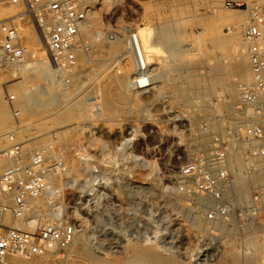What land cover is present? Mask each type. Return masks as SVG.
<instances>
[{
  "label": "rangeland",
  "instance_id": "rangeland-1",
  "mask_svg": "<svg viewBox=\"0 0 264 264\" xmlns=\"http://www.w3.org/2000/svg\"><path fill=\"white\" fill-rule=\"evenodd\" d=\"M90 1L87 34L81 32L79 48L89 61L79 70H65L77 78L73 82L65 76L63 83L67 106L75 113L62 102L63 107L46 109H36L32 101L19 105L30 90L40 93L38 104L50 96L59 102V68L51 82L54 93L45 75L23 77L21 66L0 76V89L7 86L18 111L0 90V151L10 145L5 134L11 133L23 143V157L39 153L49 162L44 182L58 190L55 196L38 195L19 216L7 213L5 223L26 230L40 222L56 223L65 237L61 256L48 258L52 264H97V257L101 264H165L171 259L174 264H249L248 256L254 257L250 264H264V253L258 251L256 261L257 250L249 245L253 239L264 247V141L256 136L245 141L246 129L260 123L248 98L250 61L245 58L241 77L237 67L229 66L225 50L204 40L207 28L215 25L222 35L231 33L219 21L225 13L249 18L264 0H234L241 5L232 7L227 0L219 6L214 0ZM22 14V4L0 3V21ZM32 22L27 16L17 21L28 49L26 61L39 59L30 46L37 29ZM166 24L170 40L160 45L164 50L147 52L152 61L141 71L136 59L131 61L128 38L150 26L151 41L158 42ZM118 38L125 44L120 52L105 49ZM140 73L150 82L136 90L132 81ZM118 81L134 85L131 100L121 101L123 91L130 90H120ZM234 145L242 161L237 172L230 166L236 160ZM240 172L248 185L246 199L232 186ZM255 175L261 179L253 181Z\"/></svg>",
  "mask_w": 264,
  "mask_h": 264
},
{
  "label": "built area",
  "instance_id": "built-area-1",
  "mask_svg": "<svg viewBox=\"0 0 264 264\" xmlns=\"http://www.w3.org/2000/svg\"><path fill=\"white\" fill-rule=\"evenodd\" d=\"M22 4L24 10L35 7L48 12L53 20L45 36L46 50L51 65L56 69L73 67L76 51L81 46V29L92 9L90 0H0ZM241 5L238 1L227 0L226 6ZM43 22L37 16V27L43 29ZM38 29V30H39ZM245 38L249 42V61L252 73V87L248 98L255 106L256 117L260 123L245 131V141L254 136L264 141V6L250 11L245 27ZM130 49L138 52L136 33L129 37ZM26 48L14 17L0 21V75L18 66L27 59ZM7 96L13 112L18 115L16 98L9 93L7 86L0 89ZM4 136L1 133L0 137ZM10 145L0 151V264H15L14 257L22 256L43 264H52L49 256H61L59 245L64 240V233L53 222L35 225L26 230L5 223L7 213L26 212L30 201L44 189L45 174L50 169L49 162L37 153L27 158L22 156L23 143L17 142L11 133L5 134ZM264 154V146H263Z\"/></svg>",
  "mask_w": 264,
  "mask_h": 264
},
{
  "label": "bare ground",
  "instance_id": "bare-ground-1",
  "mask_svg": "<svg viewBox=\"0 0 264 264\" xmlns=\"http://www.w3.org/2000/svg\"><path fill=\"white\" fill-rule=\"evenodd\" d=\"M215 1V5H217V6H219V5H223V0H214ZM0 3H2V2H0ZM221 7V6H220ZM24 8V7H23ZM251 11V10H250ZM94 13V12H93ZM26 16L30 19V20H32L33 22L32 23H34L35 25H36V23H37V16H38V18L43 22L42 24L44 25V27H43V29H39L38 27H37V25H36V32H33V36H32V38H31V41H30V46H35V52L37 53V54H39V59H36V60H31V61H24V64L22 63V65L20 64V65H18V66H12V68L13 67H19V66H21L20 67V71H21V74H22V76L24 77V76H26V75H28L27 73H30L31 74V72H33V74L32 75H34L35 77L36 76H38L39 75V77H41L40 75H45V78L46 79H48V82L47 83H51L52 81H53V79L56 77L55 75H54V70H55V66L54 65H51V63H50V61H49V58H48V55H47V50H46V40H45V36H46V34H47V31H48V28L51 26V24H52V22H53V20H52V18H51V16H50V14L48 13V12H45V10H43V9H40V8H37V7H35L34 9H32V10H30V9H27V10H24V14H22V15H19L18 17H15V19H16V22L17 21H23L25 18H26ZM248 16H250V14L248 15ZM3 20V19H2ZM248 20H249V18H247V17H245V14H243V13H239V12H229V13H225L223 16H222V18H220V22H222L223 23V25L224 24H227L228 26H230V29H231V33L229 34V35H227V36H225V35H222L221 33H220V31L218 30V28H215V26L212 28H207V30H206V32H205V38H204V40L206 41V42H209L210 44H212L213 46H215V47H218L220 50H225V52L227 53V57H228V61L230 60V62L228 63L229 64V66H231V68L233 69V66H235V67H237L238 69H239V71H240V76L241 77H243L244 76V74H246L245 72H244V74H243V71H241V69L243 68V66H245V58H246V60H247V57H248V59H249V42H248V40L245 38V34H244V31H245V27H246V24H247V22H248ZM32 23H29V24H27L26 26L30 29V27H31V29H32ZM169 23V22H168ZM174 23V22H173ZM86 22L84 23V25L82 26V29H81V32H85L86 31V29H88V28H86ZM97 25V24H96ZM95 25V26H96ZM172 25H174V24H172ZM226 25V26H227ZM17 26H18V29H19V25H18V23H17ZM89 26H91V25H89ZM98 27V26H97ZM152 27H153V25H152ZM175 27V26H174ZM39 29V30H38ZM96 29V28H95ZM152 28L150 27V26H148V27H144V28H139L138 29V31H137V33H136V36H137V38H138V52H137V50H136V48L135 47H133V48H131L130 50H128V52H131L132 53V55L134 56H132V55H130V56H132V59L133 60H131L132 61V63H135L134 61V59H136V62H137V64L138 65H140V67L138 66V65H136L137 67H139L140 69H141V71H142V69L145 67V64H146V62L148 63V64H151V57L150 56H152L153 54H155L153 51H156V52H158V50L159 49H162V50H164V48H160V45H162V43H164V41H169L170 40V37H171V35L169 34V31L168 30H170V24H166L165 26H163L162 28H161V31H159V35H160V41H158V42H154V40H152L151 41V35H153L154 34V32H153V29L151 30ZM173 29V28H172ZM158 30H159V27H158ZM171 31V30H170ZM87 32V31H86ZM85 32V33H86ZM174 32V31H173ZM172 32V33H173ZM180 32V31H179ZM230 32V31H229ZM83 34V33H82ZM87 34V33H86ZM91 34V33H90ZM174 35V34H173ZM172 35V36H173ZM87 36H89V35H87ZM154 36V35H153ZM90 37V36H89ZM174 37V36H173ZM175 38V37H174ZM95 39H97V38H95ZM129 39V38H128ZM140 39H141V41H140ZM152 39H155L154 37L152 38ZM173 40H175V39H173ZM88 41V40H87ZM123 41H121V38H118L117 40H114V41H112V42H110L109 43V45L108 46H105V49H108V50H113L114 52H120L121 51V48H123L122 47V45H124L125 46V44H123L122 43ZM129 42V41H128ZM172 43V42H171ZM174 43V42H173ZM92 44V43H91ZM96 44H98L97 42L96 43H94V45L96 46ZM93 45V44H92ZM128 45V44H127ZM168 46V45H167ZM81 47V46H80ZM79 47V48H80ZM100 47V46H99ZM79 48L77 49V51H76V60H75V65L73 66V67H67V68H59V69H61L60 71H59V74H60V77H62V78H60V77H58L59 78V80L57 81V84L59 85V83H60V85L59 86H61V89H63V91L61 90L60 91V93L58 94V89H57V91H56V89H55V86H56V84L55 85H53L52 83L50 84L51 86L50 87H52L53 86V89L54 90H52V88L51 89H47L48 91L49 90H52L53 92L52 93H54V91H56L57 92V95H55L56 97L58 96V97H60V99H59V102H57V99L55 100V99H53V97H51L50 96V98H48V100L47 101H44L43 100V102L42 101H40L41 103H39L38 104V101H37V99L39 98V95L38 94H40L37 90H35V92H33L32 93V91L33 90H30V93H29V91H28V93H29V95H27L28 96V98L26 97V95H25V100H23V101H20L19 102V105H20V107H25V105H29L30 103H32V102H35L36 103V105H35V103H34V105L36 106H34V105H32V106H34L36 109L37 108H39V109H41L40 108V106H43V109H46V108H48V107H51L52 105H54V104H56V106H61V107H63V106H65V107H67L66 108V110H69V113L71 114H73V113H75L76 112V110L75 109H73V108H70V107H72L71 105H69V106H67V103H66V100L68 99L67 97H68V93L65 91V89H66V86L64 85L63 86V83H65V81H66V79H65V76H66V78H69V81L71 80V81H73L74 82V80L77 78V76H76V74H74V73H67V72H65V70L66 71H69V70H71V69H73L74 67L75 68H77V70H79L81 67H83L84 65H86L87 63H88V61H89V59H87V57H88V55L86 54V52H84L83 53V50H79ZM97 48V47H96ZM166 48V47H165ZM173 49V48H172ZM127 51V50H126ZM125 51V52H126ZM149 51H151L153 54L152 55H149V54H147V52H149ZM248 51V52H247ZM128 54H130V53H128ZM127 55V54H126ZM76 61H77V63H76ZM117 62V61H116ZM118 63V62H117ZM135 65V64H134ZM181 65H186L185 63H182ZM183 66V67H184ZM223 66V65H222ZM224 67V66H223ZM147 68V67H146ZM218 68H219V66H217V65H215V66H213L212 67V71H214L215 73H214V75H215V78H216V80H218L219 78H218V76H217V73H218ZM139 69V70H140ZM145 69V68H144ZM225 69V68H224ZM235 69V68H234ZM132 69H130V68H128V71H131ZM58 71V70H57ZM29 74V75H30ZM63 75V76H62ZM1 76V75H0ZM28 77V76H27ZM33 77V76H32ZM38 77V78H39ZM31 78V77H30ZM57 78V77H56ZM23 79H26V78H23ZM32 79V78H31ZM33 79H34V77H33ZM35 80V79H34ZM54 80H56V79H54ZM243 80V79H242ZM22 81H24V80H22ZM193 81H195L194 80V78H192V80H191V82H193ZM24 82H26V80L24 81ZM23 82V83H24ZM29 82V81H28ZM148 82H150V80L149 79H147V77H146V75H143V74H139L136 78H134V82L132 81V83L133 84H135V86H136V90H140V89H143L145 86H147V83ZM190 82V81H189ZM219 81H217V83H218ZM56 83V82H55ZM131 81H128L127 83H126V86H124V84H123V82H121V81H118V84H119V88H121L120 90H124V88H131L132 86H131ZM26 84V83H25ZM24 84V85H25ZM49 84H48V86H49ZM67 84V83H66ZM132 84V85H133ZM220 84V83H219ZM23 85V86H24ZM28 85V84H27ZM27 85H25L26 87H28ZM232 85V84H231ZM230 85V86H231ZM34 86V85H33ZM234 86V85H233ZM25 87V88H26ZM133 87H134V85H133ZM217 87V86H216ZM236 87V86H235ZM242 86H240V88H241ZM31 88V87H30ZM29 88V89H30ZM35 88V87H34ZM40 88V87H39ZM42 88H44V87H42ZM225 88V87H224ZM248 88V87H247ZM246 88V89H247ZM26 89H28V88H26ZM32 89V88H31ZM25 89H23V91H24ZM130 90V89H129ZM232 90V89H231ZM238 90V89H237ZM40 91V90H39ZM42 91V90H41ZM225 91V90H224ZM243 91H245V87H244V89H243ZM26 92H27V90H26ZM25 92V93H26ZM50 92V91H49ZM55 92V93H56ZM51 93V94H52ZM230 93V92H229ZM27 94V93H26ZM45 94V93H44ZM131 90L130 91H126V92H124L123 91V93H122V95H121V98H122V100L121 101H129V100H131ZM42 95V94H41ZM120 98V99H121ZM72 100V99H71ZM30 101H32V102H30ZM64 101H65V103H64ZM28 102H30V103H28ZM64 104L63 106L61 105L62 103ZM73 103V102H72ZM70 104V103H69ZM17 105H18V103H17ZM31 105H30V107H31ZM33 107V108H34ZM226 107V106H225ZM228 107V106H227ZM32 108V107H31ZM70 108V109H69ZM110 109V108H109ZM63 110V109H62ZM62 110H61V112H62ZM37 111V110H36ZM60 112V113H61ZM215 123V122H214ZM213 123V124H214ZM213 124H211L210 125V127L213 125ZM216 124V123H215ZM214 124V125H215ZM214 127V126H213ZM210 131V130H209ZM231 155H233V156H235L236 157V160L232 163H230L231 165V171H235V172H237V171H239L240 169H242V161H241V158H240V153H239V150H238V148H236V146L234 145L233 147H231ZM232 156V157H233ZM228 163H229V160H228ZM229 166V167H230ZM244 170V169H243ZM243 172H245V171H243ZM241 173L240 172V174L239 175H237V177H236V179L235 180H233V184H232V186H233V188H234V190L238 193V194H240V196L242 197V198H247L248 197V185H247V183L245 182V173ZM261 178L259 177V176H254L253 177V181H259ZM254 182V183H255ZM44 185H45V189H44V191L41 193V194H39V195H47V196H49V197H51L52 195L53 196H55V194L57 193V189L56 188H54V187H51V188H47L48 187V184L47 183H45L44 182ZM50 186V185H49ZM38 195H36L35 197H37ZM34 197V198H35ZM33 198V199H34ZM32 199V200H33ZM55 206V205H54ZM53 206V207H54ZM57 209V208H56ZM62 210V209H61ZM23 212H17L16 213V215L15 216H19V215H21ZM59 213V212H58ZM53 214H54V209H53ZM55 214H56V212H55ZM51 215V214H50ZM57 215V214H56ZM54 216V215H53ZM34 222H35V220H33L31 223L32 224H34ZM32 224H31V226H32ZM36 225V224H35ZM35 225H33V226H35ZM219 227V226H218ZM252 237V236H251ZM254 238V237H253ZM257 238H259V237H256V240H257ZM230 241V240H229ZM248 241V240H247ZM264 241V240H263ZM232 242H234V240L232 241ZM258 240L255 242L253 239L252 240H250V244L249 245H251V247L253 248V249H256L257 251H256V253L258 252V251H261L260 253L263 255V251H264V247L263 246H261V244L259 245L258 243L260 242H258ZM264 245V244H263ZM69 247V246H68ZM140 250V249H139ZM143 250H145V249H143ZM153 250V249H152ZM143 252V251H142ZM89 253V252H88ZM147 253H145V255H146ZM151 254H153V252L151 253ZM150 253H148L147 254V256L149 257V258H151V257H154V256H152ZM154 254H157V253H154ZM242 254H244L245 255V253H242ZM86 255H88V254H86ZM139 255V254H138ZM143 255H144V253H143ZM144 255V256H145ZM89 256V255H88ZM257 256H259L258 255V253H257V255H256V261H258L259 260V258H261L260 256L259 257H257ZM140 257V256H139ZM90 258V257H89ZM93 258V257H92ZM91 258V259H92ZM95 258V257H94ZM135 258H137L136 257V255H135ZM143 258V257H142ZM162 258V257H161ZM254 258V257H253ZM253 258H249V256L247 257V258H245V259H249V261H247L249 264H250V261L252 262V259ZM257 258H258V260H257ZM134 259V258H133ZM169 259V258H168ZM135 260V259H134ZM138 260V259H137ZM153 260H156L155 258H153ZM160 260H162V259H160ZM164 260V259H163ZM172 260V259H171ZM171 260H168L167 262H165V264H174ZM26 261H27V259H25L24 257H22V256H15L14 257V262H17V263H21V264H23V263H26ZM94 261V260H93ZM136 261V260H135ZM134 261V262H135ZM157 261V260H156ZM155 261V262H156ZM260 261V260H259ZM95 262V261H94ZM96 262H97V264L98 263H100L101 264V260H99L98 259V257H97V260H96ZM152 262V261H151ZM175 262V261H174ZM241 262V261H240ZM138 264V263H137ZM158 264H160L159 262H158ZM163 264H164V262H163ZM176 264V263H175ZM247 264V263H246ZM253 264V263H252Z\"/></svg>",
  "mask_w": 264,
  "mask_h": 264
}]
</instances>
